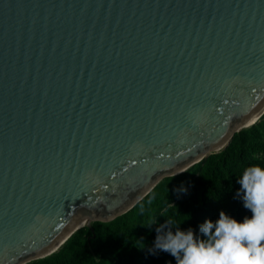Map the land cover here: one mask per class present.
Masks as SVG:
<instances>
[{
  "label": "water",
  "instance_id": "95a60500",
  "mask_svg": "<svg viewBox=\"0 0 264 264\" xmlns=\"http://www.w3.org/2000/svg\"><path fill=\"white\" fill-rule=\"evenodd\" d=\"M263 111L264 0H0V264L93 233Z\"/></svg>",
  "mask_w": 264,
  "mask_h": 264
},
{
  "label": "trees",
  "instance_id": "16d2710c",
  "mask_svg": "<svg viewBox=\"0 0 264 264\" xmlns=\"http://www.w3.org/2000/svg\"><path fill=\"white\" fill-rule=\"evenodd\" d=\"M253 165L264 167V114L235 133L224 150L164 178L128 212L91 222L93 233L81 227L56 252L28 264H176L170 253L155 249L157 227L171 219L173 232L191 228L203 239L200 225L215 223L221 211L238 223L250 219L237 180Z\"/></svg>",
  "mask_w": 264,
  "mask_h": 264
},
{
  "label": "clouds",
  "instance_id": "9594fccd",
  "mask_svg": "<svg viewBox=\"0 0 264 264\" xmlns=\"http://www.w3.org/2000/svg\"><path fill=\"white\" fill-rule=\"evenodd\" d=\"M237 182V196L251 211L250 219L238 223L221 211L215 223L206 220L200 225L203 239L191 228L173 232L174 221L167 219L156 229L155 249L170 253L176 264H264V167L245 168Z\"/></svg>",
  "mask_w": 264,
  "mask_h": 264
},
{
  "label": "bare ground",
  "instance_id": "6f19581e",
  "mask_svg": "<svg viewBox=\"0 0 264 264\" xmlns=\"http://www.w3.org/2000/svg\"><path fill=\"white\" fill-rule=\"evenodd\" d=\"M263 113H264V111L258 116V118H257L256 120H258V119L260 118V116H261ZM256 120H255V121H256ZM255 121H254V122H255ZM254 122H253V123H254ZM253 123H252V124H253ZM252 124H251V125H252ZM87 221H88V219H86L85 221H83L80 225H78V227H82V226H84V224H85Z\"/></svg>",
  "mask_w": 264,
  "mask_h": 264
},
{
  "label": "rangeland",
  "instance_id": "374dc122",
  "mask_svg": "<svg viewBox=\"0 0 264 264\" xmlns=\"http://www.w3.org/2000/svg\"><path fill=\"white\" fill-rule=\"evenodd\" d=\"M219 153V152H218Z\"/></svg>",
  "mask_w": 264,
  "mask_h": 264
}]
</instances>
